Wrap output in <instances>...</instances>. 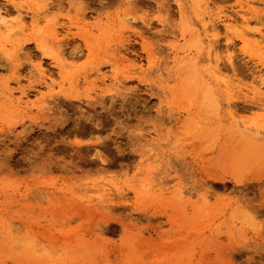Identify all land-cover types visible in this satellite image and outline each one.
<instances>
[{"label": "rangeland", "instance_id": "1", "mask_svg": "<svg viewBox=\"0 0 264 264\" xmlns=\"http://www.w3.org/2000/svg\"><path fill=\"white\" fill-rule=\"evenodd\" d=\"M0 14V264H264V0Z\"/></svg>", "mask_w": 264, "mask_h": 264}, {"label": "bare ground", "instance_id": "2", "mask_svg": "<svg viewBox=\"0 0 264 264\" xmlns=\"http://www.w3.org/2000/svg\"><path fill=\"white\" fill-rule=\"evenodd\" d=\"M35 14H33V20L35 21L36 19H35ZM6 18H7V15H3V14H0V21H1V23L2 24H4L5 26H7V20H6ZM20 28H21V31H24L25 29H26V24H22L21 26H20ZM240 39L243 41V42H246L247 41V38H246V36L245 35H242L241 37H240ZM43 48V47H42ZM231 58L229 57V60H230ZM57 63H59V62H57ZM113 64H114V62H113ZM116 64V63H115ZM60 68H61V65H60ZM99 71H100V69H99ZM51 77V76H50ZM48 78V77H47ZM103 80V79H102ZM105 80V79H104ZM103 80V81H104ZM102 81V82H103ZM49 82V81H48ZM50 86H55V84H54V82H51L50 83V85H49V87ZM48 87V86H47ZM46 88V87H45ZM108 92V90H105V92ZM22 93L23 94H25V92H23L22 91ZM244 167V166H243ZM243 167L242 166H231L230 167V171H242V169H243ZM246 181V178H245V175H244V173H241V174H229V173H226V174H223V175H221V176H218V177H216V178H214V182L213 183H215L216 182V184L217 183H219V184H222V186L224 187V189L226 188V184H227V182H232L235 186L236 185H239V184H243L244 182ZM245 184V183H244ZM244 195V194H243ZM237 197H239L240 198V196H237ZM247 197V196H246ZM244 198V196H242V199ZM247 200H249V198H246ZM238 200H240V199H238ZM245 200V199H244ZM243 200V201H244ZM247 200H245V201H247ZM233 201V200H232ZM242 201V200H241ZM244 201V202H245ZM240 202V201H239ZM248 203H250V201L248 202ZM252 204H254V203H252ZM254 206L255 205H252V207L251 208H254ZM255 209H256V207H255ZM258 225H259V223H258ZM262 225V224H261ZM260 226V225H259ZM260 227H262V226H260ZM257 232H259V230L257 231ZM192 234V233H191ZM259 236H260V234H259ZM177 237V236H176ZM190 238H191V236H189ZM186 238H187V236H186ZM181 240V239H180ZM179 240V241H180ZM179 241H178V243H179ZM239 247H241V245L239 246ZM237 250H238V252H239V250H240V248H237ZM236 250V251H237ZM56 257V256H55Z\"/></svg>", "mask_w": 264, "mask_h": 264}]
</instances>
